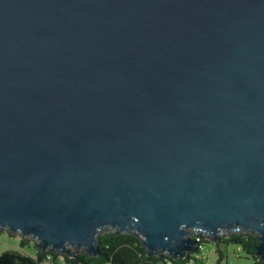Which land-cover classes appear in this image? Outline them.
<instances>
[{"label": "water", "instance_id": "obj_1", "mask_svg": "<svg viewBox=\"0 0 264 264\" xmlns=\"http://www.w3.org/2000/svg\"><path fill=\"white\" fill-rule=\"evenodd\" d=\"M130 213L173 257L264 220V0H0V218L98 255Z\"/></svg>", "mask_w": 264, "mask_h": 264}, {"label": "clouds", "instance_id": "obj_2", "mask_svg": "<svg viewBox=\"0 0 264 264\" xmlns=\"http://www.w3.org/2000/svg\"><path fill=\"white\" fill-rule=\"evenodd\" d=\"M117 202L119 197L114 198ZM251 203V197L245 201ZM152 218L148 212L146 221ZM140 217L130 213L121 223L106 219L93 226L90 239L97 247L108 248L118 244V248H135L140 264H264V258L253 250V244L259 243L264 228V220H260L257 228H246L243 224H216L207 227L200 219L189 224L181 221L177 226V237L165 235L164 241L175 246L179 240H193L196 250L185 251L183 257H173L168 247L157 248L151 255L146 245L147 236L138 224ZM39 224L40 231L26 230L20 222H10L0 218V254L6 251L16 253L19 257L30 259L34 264H96L87 252L88 243L69 232L63 239L61 247H56L55 240L46 235L44 225ZM45 239L48 243L45 246ZM119 242V243H118ZM65 249L67 251H65ZM102 264H111L104 259Z\"/></svg>", "mask_w": 264, "mask_h": 264}, {"label": "trees", "instance_id": "obj_3", "mask_svg": "<svg viewBox=\"0 0 264 264\" xmlns=\"http://www.w3.org/2000/svg\"><path fill=\"white\" fill-rule=\"evenodd\" d=\"M119 243V242H118ZM253 244V250L257 251L256 246ZM118 248V244L110 245L108 248L99 247L100 253L98 255H91L97 258L96 264H102L104 259H110L111 264H140L136 257L135 248ZM257 254V253H256ZM0 264H34L30 259L19 257L16 253L6 251L0 254ZM87 264V261H85Z\"/></svg>", "mask_w": 264, "mask_h": 264}]
</instances>
